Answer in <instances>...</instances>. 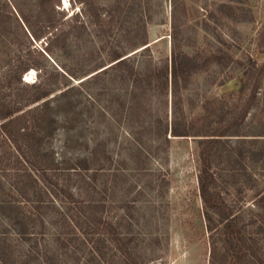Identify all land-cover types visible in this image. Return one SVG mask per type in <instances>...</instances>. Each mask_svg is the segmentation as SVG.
<instances>
[{"label":"rangeland","instance_id":"1","mask_svg":"<svg viewBox=\"0 0 264 264\" xmlns=\"http://www.w3.org/2000/svg\"><path fill=\"white\" fill-rule=\"evenodd\" d=\"M39 1L0 0L17 49L0 55V106L42 97L23 106L41 105L35 135L0 131V239L48 247L51 264H231L202 181L241 226L253 219L264 78L248 72L264 63V0H60L52 29ZM18 213L42 214L45 240L18 237Z\"/></svg>","mask_w":264,"mask_h":264},{"label":"trees","instance_id":"2","mask_svg":"<svg viewBox=\"0 0 264 264\" xmlns=\"http://www.w3.org/2000/svg\"><path fill=\"white\" fill-rule=\"evenodd\" d=\"M59 2L60 0L39 1L37 15L39 17V22L47 29H52L55 27V6ZM5 7H7V3H5ZM1 18H3L2 15H0V19ZM8 33V31H1L0 29V38H2L0 55L5 54L7 55V57H10L13 53L12 51L17 49H15V47L12 48L11 45L5 43L6 40H3L4 35ZM10 63L15 64L12 61ZM253 63L255 64L256 62ZM32 66L33 65H31L30 63H21V65L16 66L20 70L18 81L19 83L25 85V88L34 87L24 83L21 80V75L32 68ZM112 66H110L109 68H111ZM250 67L253 68H251V71L248 72L249 77L251 75L253 79V77L257 73V81L264 78V63L259 66L258 69H256V72H254L255 67L253 66V64H251ZM41 100L42 97H30L28 101H23L16 109L13 110H8L9 107H5L3 105L0 106V119L2 120L0 124V131H2L15 145H18V138L16 137L18 134H21L23 137L25 136L27 138L36 134L37 127L40 124H38V122H36V124L33 121H29L28 117L31 115H35V113L40 109L36 108L40 107L41 105L33 107L29 110H26L25 108H23V106L26 105V103L29 105H35L37 103H40ZM49 102L50 101H45L43 104ZM23 122L26 125L23 127H19L20 123ZM209 140L210 141L208 143L209 145H211L213 143H216V140L219 139L214 138ZM257 155L258 153L256 154V156ZM259 156L260 159H264V149L259 152ZM202 197L206 204L207 212L208 208H212L215 209L216 212L221 213L224 216V224L223 228L220 229V234L224 239L226 255L229 256L232 260L231 264H264V195L261 196L260 200L257 201L258 211L256 213H253V219L249 221V223L242 226L239 223L238 216L233 213V208L221 200V196L219 193L210 194L206 188L204 181H202ZM91 205L92 203H89L88 206H84L83 210L86 208L89 211V207H91ZM13 206L16 207L15 205ZM12 220L15 221L14 226L17 228L18 232L16 235L18 237H22L23 239L40 237L41 239L43 238V240H45L47 236V228L45 219L43 218L42 214H39V216L37 215L27 217L25 215L21 216L20 213H18L12 218ZM209 221L212 222L211 216H209ZM71 222L73 223L74 227H78L80 225L74 215H72ZM103 224L106 225V223L102 222V225ZM82 225H84V223ZM54 236L55 242L61 243V245H65V243H67L65 242L66 239H64V233L56 231L54 233ZM68 240L71 241V238ZM72 240L74 241L76 239ZM214 253L216 256V248H214L213 250V254ZM52 258L53 254H51V251L48 249V247H46V249L42 251V249L38 248L37 245L31 246L28 249L23 248L22 251L15 252L14 248L12 247V243H8L7 239H0V264H51Z\"/></svg>","mask_w":264,"mask_h":264}]
</instances>
